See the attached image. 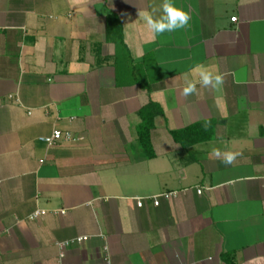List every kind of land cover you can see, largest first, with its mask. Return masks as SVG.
<instances>
[{"label": "crops", "instance_id": "obj_1", "mask_svg": "<svg viewBox=\"0 0 264 264\" xmlns=\"http://www.w3.org/2000/svg\"><path fill=\"white\" fill-rule=\"evenodd\" d=\"M172 2L188 26L153 38L163 0H0V264H264V0ZM200 65L223 83L185 98ZM205 121L208 141L173 139ZM55 129L79 141H38Z\"/></svg>", "mask_w": 264, "mask_h": 264}, {"label": "clouds", "instance_id": "obj_2", "mask_svg": "<svg viewBox=\"0 0 264 264\" xmlns=\"http://www.w3.org/2000/svg\"><path fill=\"white\" fill-rule=\"evenodd\" d=\"M159 10L162 11V14L158 18L154 17L151 12H144L142 14L153 38L157 35L172 32L188 26L190 21L189 14L176 7L172 0H163ZM155 11H157V9H153V12ZM138 15H140V13H138ZM194 74L197 77L196 80H191L187 76L185 77V83L181 90V95L185 98L197 93V84H200L204 88H215L223 83V76L221 74H214L203 65L194 69ZM241 155L242 153L239 151L222 152L216 148H213L210 153L211 158L218 159L225 165L234 164L237 157ZM229 183L233 182L229 181Z\"/></svg>", "mask_w": 264, "mask_h": 264}, {"label": "trees", "instance_id": "obj_3", "mask_svg": "<svg viewBox=\"0 0 264 264\" xmlns=\"http://www.w3.org/2000/svg\"><path fill=\"white\" fill-rule=\"evenodd\" d=\"M105 38L106 41H111L115 45L124 46L122 28L115 15H110L106 19ZM159 115H162V110L151 101L139 111L141 122L137 126L138 142L148 159L154 156L150 145V132L154 125V118ZM212 131L213 122L205 121L190 125L179 131H174L172 133V137L182 147L186 148L192 144L208 141L212 136ZM227 257L228 254H224V260L228 261ZM226 263L233 264L232 261H228Z\"/></svg>", "mask_w": 264, "mask_h": 264}, {"label": "built area", "instance_id": "obj_4", "mask_svg": "<svg viewBox=\"0 0 264 264\" xmlns=\"http://www.w3.org/2000/svg\"><path fill=\"white\" fill-rule=\"evenodd\" d=\"M236 18H232L231 21L234 22ZM38 141L45 144L46 146L50 147L56 143L59 142H67V143H76L79 141V139L75 136L72 135L71 132L69 131H61V130H53L51 132L50 135L48 136H42L38 138ZM198 193H200V190H197ZM177 197V193L176 192H166L163 193L162 196H160V198L164 199V200H169L172 198ZM160 198H155L153 200V205L154 206H158L160 203ZM45 211L43 210H36L34 211L29 219L30 220H36L37 218L45 215ZM62 213H64L62 211ZM88 237L87 236H78L69 240H65L62 242H57L56 246L58 248V250L60 251V258H63V251L64 249L68 248L69 246L73 245V244H81L84 243L85 241H87ZM107 263H109V261L107 260Z\"/></svg>", "mask_w": 264, "mask_h": 264}]
</instances>
